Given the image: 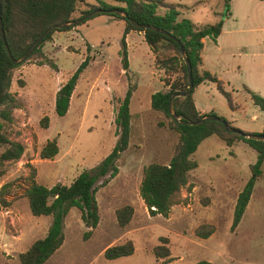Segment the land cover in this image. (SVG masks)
Wrapping results in <instances>:
<instances>
[{"label": "rangeland", "instance_id": "rangeland-1", "mask_svg": "<svg viewBox=\"0 0 264 264\" xmlns=\"http://www.w3.org/2000/svg\"><path fill=\"white\" fill-rule=\"evenodd\" d=\"M182 1L187 7L202 3L178 20L225 23L215 71L231 94L235 108L231 125L247 134L264 130V112L253 106L246 91L264 99V0H232L227 17L222 0ZM91 4L94 0H83L75 17ZM124 27L123 21L105 14L94 16L69 31L55 32L41 56L12 71L10 92L18 107L6 134L20 142L24 152L18 162L0 165V187L9 185L5 198L10 202L0 208V264H20L19 255L45 237L51 225V217L31 215L25 190L32 182L47 188L69 186L79 174L98 166L118 140L116 110L127 96L128 146L117 161L118 174L96 186L99 223L84 241L87 229L80 212L70 209L63 221V244L44 264H264V164L242 219L231 230L237 196L257 160L256 152L243 142L227 147L216 136L201 142L193 155L197 168L189 172L188 184L175 196L169 215L149 214L139 196L143 169L168 164L178 150L179 135L171 117L151 109V96L163 89L164 74L154 71L145 42L135 39L128 49L125 45L124 69ZM85 59L88 63L78 77L69 110L57 117L56 92ZM194 99L197 106L206 104L228 121L227 102L212 83L201 85ZM44 117L49 119L47 129L40 123ZM53 140L58 154L41 160L40 151ZM3 150L0 146V154ZM125 206L132 207L133 215L122 228L115 212ZM209 225L215 228L209 238L195 236L198 227ZM161 238L168 240V259H157L153 253L162 245ZM127 241L133 245L131 256L104 258L106 249Z\"/></svg>", "mask_w": 264, "mask_h": 264}, {"label": "trees", "instance_id": "trees-1", "mask_svg": "<svg viewBox=\"0 0 264 264\" xmlns=\"http://www.w3.org/2000/svg\"><path fill=\"white\" fill-rule=\"evenodd\" d=\"M110 1L122 3L125 6L115 7L104 0H94L95 4L89 5L88 9L75 17L83 0H0L1 27L10 55L15 60L19 59L31 44L50 27L82 19L96 10H123L129 19L138 24L155 26L178 40L190 63L193 84V89L187 98H175L173 100V108L180 117V123L172 120L173 129L179 135V147L168 164H151L143 169L139 196L151 216L167 217L171 207L175 204V196L188 184L189 172L197 168L193 155L201 142L211 136L218 137L227 147L243 142L256 152L257 160L251 166L252 177L237 196L231 226L233 231L240 223L247 208L255 178L261 175L260 168L264 164V142L244 138L239 133H247L233 127L227 121L229 127L238 133H227L220 123L213 121L204 122L198 126L181 124L185 121L198 122L206 115H215L214 113L199 115L195 109L192 94L194 89L204 82L214 83L218 92L225 98L228 107L231 110L234 109L231 94L224 90L215 76L200 70L202 40L209 38L215 42L221 34L223 22L217 21L213 24L199 25L186 19L178 20L183 11L193 10L202 3L200 1L191 7L172 4L167 0ZM222 2L224 15L227 17L231 0H222ZM105 15L123 21L125 23L124 34L129 31L143 34L144 40L154 57V69L164 74L161 80L164 91H159L151 96V109L170 117L168 102L171 96L184 93L188 88L187 69L180 55L179 44L162 34L150 30H137L123 18L111 14ZM71 29L53 31L37 46L28 60L41 56L44 43L49 41L55 32ZM121 43L124 50L122 53L123 67L126 69L124 39ZM87 63L88 59H85L56 92L54 113L57 117L66 115L78 77ZM17 67L9 60L0 38V146L4 148L0 154V165L18 162L24 152L22 144L11 140L6 134V127L11 126L14 122L13 111L18 107L16 97L10 92L12 71ZM246 91L253 106L264 112V99L252 91ZM129 120L127 96L123 101H119L116 110L115 124L118 140L111 153L98 166L79 174L69 186L56 184L47 188L32 182L25 190L24 195L28 200L31 215L33 217H51L52 221L45 237L36 240L24 253L19 255L20 264H44L61 247L63 244V221L70 209L75 208L80 212V219L87 229L83 240L85 241L91 236L92 231L99 223L95 189L97 185H106L108 180L118 174L117 161L128 146ZM40 123L47 129L49 119L44 117ZM261 135H264V132ZM58 152L59 148L56 141H49L40 151V159L52 160ZM8 186L5 184L0 187V208L3 209L10 205V202L5 198L6 195H9L6 192ZM132 215L133 209L130 206H125L115 212L117 223L122 228L129 224ZM214 232L215 228L211 225L200 226L195 230V236L199 239H207ZM161 243L162 245L154 248L153 253L157 259H166L170 255L168 248L165 247L168 240L161 238ZM133 250L132 243L127 241L123 245L109 247L103 255L106 260H115L131 256ZM198 264L209 263L203 261Z\"/></svg>", "mask_w": 264, "mask_h": 264}, {"label": "water", "instance_id": "water-1", "mask_svg": "<svg viewBox=\"0 0 264 264\" xmlns=\"http://www.w3.org/2000/svg\"><path fill=\"white\" fill-rule=\"evenodd\" d=\"M100 14H111V15H114L116 17L123 18V19L127 20L137 30H141V31L150 30V31L162 34V35L172 39L173 41H175L176 43L179 44L178 40H176L174 37H172L170 34L165 32L164 30L159 29V28L152 26V25L138 24L136 21L129 19L127 14L125 13V11L120 10V9H112V10H108V11L96 10V11L91 12L90 14H88L87 16H85L82 19L74 20V21H71L69 23H63V24L52 26L49 29H47L40 37H38L31 44V46L28 48V50L25 52V54L17 60L13 59L12 56L10 55L8 46H7L6 41H5L4 33H3V30L1 27V19H0V38H1V41L3 43L4 49L6 51V54L9 58V60L11 61V63L14 66H19L28 60L29 56L37 48V46L53 31H55V30H67L69 28H73L75 26H78V25L86 22L88 19H90L94 16H97V15H100ZM0 15H1V8H0ZM179 51H180V55H181L185 65H186V69H187L188 88H187V91L184 93H178V94L171 96V98L168 102V114L170 115L172 120L175 121L176 123H180L179 122L180 117L176 114L175 109L173 108V100L175 98H187L193 89L190 63L188 61V58L186 56V53L184 51L183 46L180 44H179ZM209 121L220 123L223 126L224 131L227 133H232V134L238 133L235 129L229 127V125L227 124V122L224 119L217 117L215 115H206V116L202 117L198 122L185 121L181 124H187L189 126H198V125L203 124L204 122H209ZM239 134L241 136H243L244 138H247L249 140L264 142V135H261V134H254V135L253 134H241V133H239Z\"/></svg>", "mask_w": 264, "mask_h": 264}, {"label": "crops", "instance_id": "crops-1", "mask_svg": "<svg viewBox=\"0 0 264 264\" xmlns=\"http://www.w3.org/2000/svg\"><path fill=\"white\" fill-rule=\"evenodd\" d=\"M169 3H172V4H179V5H183V1L182 0H167ZM232 1V0H231ZM185 6V5H183ZM184 13V11L181 13V15ZM180 15V16H181ZM197 24V23H195ZM200 25V24H199ZM202 25H205V24H202ZM224 25L225 23H223L222 25V31H221V34L219 35V37L216 39V41H212L211 39L209 38H205L202 40V43H203V47H202V50H201V55H200V58H201V67H200V70L201 71H205V72H208L210 73L211 75L215 76L217 78V80L222 84L223 88L225 87V82L223 81L222 77L221 76H218L216 71H215V64H216V56H215V52L220 50L221 47H220V43H221V40L225 34V30H224ZM125 29V27H124ZM74 31V29H73ZM68 33V32H67ZM124 34V33H123ZM64 35V34H63ZM139 40V41H143L145 42L144 40V37H143V34L140 33V32H136V31H129L127 34H124V41H125V45H126V49L129 48V45L131 44V40ZM146 43V42H145ZM147 45V44H146ZM148 47V45H147ZM147 49V48H146ZM149 49V47H148ZM150 50V49H149ZM151 51V50H150ZM152 65H153V69H154V57H153V54H152ZM154 71H156L154 69ZM160 72V71H159ZM206 82L200 84L199 86H197L195 89H194V92L192 94V98H193V102H194V106H195V109L197 111V113L199 115H206V114H210V113H213V109H209L207 107L206 104H203V103H200L198 106L196 105V101L194 99V93L197 91V89L205 84ZM211 83V82H209ZM163 84V83H162ZM213 86L216 87V85L214 83H212ZM225 89V88H224ZM161 91H164V88L161 89ZM255 93V92H254ZM71 100V99H70ZM229 108V107H228ZM230 109V108H229ZM228 109V113L227 114V119L230 124L234 123L235 122V119L234 117H232V110ZM235 109V108H234ZM233 109V110H234ZM69 110V109H68ZM253 134H261L262 132H264V130H258V131H249ZM62 246V245H61ZM168 259V258H167Z\"/></svg>", "mask_w": 264, "mask_h": 264}]
</instances>
